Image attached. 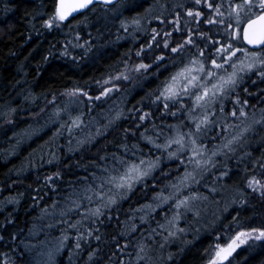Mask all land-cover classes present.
Returning <instances> with one entry per match:
<instances>
[{"label":"rangeland","instance_id":"374dc122","mask_svg":"<svg viewBox=\"0 0 264 264\" xmlns=\"http://www.w3.org/2000/svg\"><path fill=\"white\" fill-rule=\"evenodd\" d=\"M140 1L148 4L141 11L133 10L130 17L123 12L131 0H121L119 7L106 10L104 28L107 31L111 26L112 29L108 35L113 34L119 43L128 42L132 50L129 60L95 83L90 92L69 93L58 102L44 105L21 98L12 104L15 107L0 102V134L9 128L14 130L11 136L4 137L12 146L8 151L9 159L17 156L43 131L50 130L45 155L34 156L27 147L20 160L26 164L32 162V165L35 160L37 164L41 161L50 163L51 167L42 172V177L45 173L50 175L52 185L60 176L59 172H54L57 165L52 164L60 159V148L65 152L79 151L105 134L120 118L126 117L124 100L128 88L124 85L134 84L150 67H141L145 64V52L148 57L155 52L148 51L142 40L158 41L160 34L162 38L176 37L180 43L174 48L176 51H171V56L169 51L168 58L155 53V67L163 68L161 66L168 64L171 68L168 77L159 84L157 98L160 116L171 120L155 127V120H147V129L143 132L144 140L155 155L148 157L144 152L147 157L136 153L138 158L132 160L116 158L115 167L100 166L89 183L81 184L78 189L71 186L51 207L53 209L47 210L46 217L41 215L33 222H27L29 228L23 233L26 234L24 242L28 244L23 248V258L15 264H172L178 253H183L192 241L205 234L214 236L211 258L206 264L214 261L215 264H227L240 249L264 241L240 237L246 242L240 244L237 240L240 246L227 259L221 260L217 256V252L227 248L239 233H252L254 237L264 231L245 230L238 221L250 201H254V206L262 203L264 193V97L255 98L259 91L264 93L261 89L264 63L255 61L252 55L259 54L264 59V51L249 52L237 46L242 40L233 37L237 27L234 10L239 4L232 5L234 0ZM226 1L230 3L224 14ZM256 10L253 8V12ZM54 16L39 21L41 27L49 32L69 30L67 37L61 38L57 52L70 53L76 58L96 38L93 30L98 24L95 22L91 27L86 20L80 22L81 34L77 24L67 27L68 21L53 20ZM240 16H243L242 12ZM49 21H52L51 27H48ZM151 24L155 30L151 29ZM244 24H239L241 30ZM192 29L197 33L193 35ZM106 33L102 32V35ZM215 38L225 40V43L216 46L212 57L209 54L201 57L198 46L191 43L199 40L207 44ZM225 47H228L227 52L223 51ZM234 49L240 51L231 55ZM230 55L231 59H228ZM220 64L223 67H216ZM249 64L254 66L249 69ZM229 77L236 81L235 84L224 83ZM169 87L171 92H166ZM172 92L177 95L170 99ZM197 96H203V99L197 101ZM201 121L205 122L201 124ZM15 126L26 129H19L22 134L17 137ZM176 140L182 142L177 144ZM141 160L153 166L147 168V175L134 180L130 189L113 190L115 203L96 198L94 193L100 190L109 174L123 172L127 164ZM162 164H167L168 170L160 171ZM145 167L147 164L142 165V169ZM237 170L239 177L234 175ZM158 171L160 182L153 183L140 199L132 201L133 205L115 219L116 239L109 246L112 251L103 252L95 240V231L100 230L103 218L110 220L108 216L112 210L129 199L137 185L154 182ZM6 196L10 197L4 198ZM11 196L8 189L6 194H0V212L6 215L10 211L14 213L21 201L20 197ZM46 197L44 194L43 202ZM181 200L187 203L177 207ZM96 209L100 210L98 215L94 214ZM10 218L14 220V217Z\"/></svg>","mask_w":264,"mask_h":264},{"label":"trees","instance_id":"16d2710c","mask_svg":"<svg viewBox=\"0 0 264 264\" xmlns=\"http://www.w3.org/2000/svg\"><path fill=\"white\" fill-rule=\"evenodd\" d=\"M120 3L121 0L108 7L95 5L65 24L67 27L77 24L81 34L83 33L80 30V22L86 20L85 22L90 23L91 27L98 24L97 29L93 30V36L96 38H93L90 44L86 45L75 58L70 53L57 52L61 38L67 37L66 34L70 31H44L39 22L54 16L56 0H0V102H5L13 107L15 106L12 104L17 103V98L28 102L37 101L36 105L52 103L51 101L55 100L58 102L60 99L66 98L65 95L69 93L90 92L95 83L108 77L121 64L123 66V61L129 60L131 55L130 44L128 42L119 43L113 34L108 35L112 30L111 26H108L109 29L107 27V31L104 28L106 10H113L119 7ZM229 3V1L225 2L224 14ZM235 3L240 4L241 0H234L232 5ZM146 4L148 2L141 3L140 0H131L123 13L130 17L133 10L134 12L141 11ZM256 12L259 10L257 9ZM202 19L204 21V16ZM203 21L201 20V25L204 24ZM152 25L151 29L154 27ZM101 31L108 33L104 36ZM177 33L185 34V32ZM195 33L197 31L193 30V35ZM157 39L158 41L154 40L153 42L152 40H142L144 45L149 48L148 51L155 50L152 57H150L151 55L148 57L147 52L144 54V65L150 67L141 75L138 74V79L134 84L129 87L124 85L125 88H128L125 91L130 92H127L128 96L124 100L126 117L120 118L105 134L79 151L65 152L60 148V159L58 162L52 163L57 165L54 172H59L60 176L52 182V185L50 175L47 176L45 173V176L42 177V172L48 166L51 167L50 163L41 161L37 164L35 160L32 165V162L26 164L27 162L23 163L20 160L25 156L27 147L28 151L35 153L34 156L36 154L45 155V145L50 134L49 129L43 131L19 151L17 156L10 159L8 151L12 146L6 138L11 136L14 130L9 128L0 134V194H6L8 189L12 198L20 197L21 199L20 204L16 205L14 213L11 214V211L9 215L0 213V264H15L23 258L25 254L23 248L28 244V242H24L26 234L23 233L25 229L29 228L30 224L28 225L27 222H33L41 215L46 217L47 210H52L51 207L62 198L64 192L70 190L71 186L77 189L81 188V184L91 181L94 172H99L100 166H114L116 158H122L125 161L138 158L136 153L141 154V157L155 155L148 146V142L143 138V132L147 129L146 121L155 120V127L169 123L171 120L169 117L160 116V102L157 101L159 84L168 77L171 68L168 64L161 66L163 68L155 67L153 65L155 53L168 58L169 51L171 56V51L180 44L176 37L162 38L159 34ZM198 41L192 40L191 43L198 46L201 57H204V54L211 56L215 52L216 46L225 43V40L216 38L207 44ZM237 46L241 50L254 52L246 48L241 41ZM167 62L169 61L167 60ZM261 89H264V85L261 86ZM263 94L259 91L255 98H263ZM83 118H85V114ZM143 118L146 120H142ZM22 127L24 128V126L13 127L17 128V137L20 135L19 133L22 134V130L26 129H22ZM144 152H147V155ZM166 168L167 164H162L160 171L168 170ZM24 169L28 170L24 171ZM27 171L29 173L25 175ZM160 171L156 172L155 177L157 178L154 182H143L137 185L130 198L112 210L108 216L110 220L103 218L104 223L100 224V230L95 231V240L99 243L98 248H102L103 252L112 251L109 246L116 239L115 219L132 204V201L136 202L140 199L153 183L160 182ZM234 175L239 177V171L237 170V174ZM9 187L11 188L9 189ZM44 194L47 196L45 202L42 201ZM8 197L10 196L4 198ZM235 198L238 199V196ZM51 199H53L52 202ZM253 203L254 201L249 202L248 207L240 213V217L238 216V221L242 222V227L245 230L254 228L264 230V193L261 204L254 206ZM11 216L14 217L12 221L10 220ZM118 224L120 223L118 222ZM104 228L106 229L104 230ZM213 238V235L205 234L203 237L195 239L183 253L177 254V259L172 264H206L211 258ZM227 264H264V241L240 249Z\"/></svg>","mask_w":264,"mask_h":264},{"label":"snow or ice","instance_id":"6c2138e0","mask_svg":"<svg viewBox=\"0 0 264 264\" xmlns=\"http://www.w3.org/2000/svg\"><path fill=\"white\" fill-rule=\"evenodd\" d=\"M197 2H199V0H197ZM91 3L92 0H82V2L71 6L67 11H65L64 9L66 6L64 4V0H60V7L57 9L56 15L53 17V20L63 21L67 19L68 15H70L72 11L86 8ZM253 8L259 9V12H253ZM245 9H247V11H245ZM234 11L236 13L237 27L234 30L233 37L235 39H241L243 41H246L249 45L264 47V0H241V3L236 6V9ZM241 12H243L244 14L243 20L241 19L240 16ZM189 14L191 15V13ZM240 23L246 24V27L243 30L239 28ZM51 26H52V21H49L48 27ZM228 47H231V45H228ZM228 47H225L223 51L227 52ZM173 51H176V49H173ZM236 51H240V49H234L231 55H235ZM231 55L228 57V59H231ZM252 55L255 61L264 63V59H262L259 56V54H252ZM253 66H254L253 64L247 65L249 69ZM141 67H146V66L141 65ZM216 67H223V65L222 64L216 65ZM178 75L182 76L183 73H179ZM232 76H235V73H233ZM235 82L236 81L232 77H229V79L224 83L235 84ZM214 87L216 86L214 85ZM165 91L171 92V87H169ZM176 95L177 93L172 92L168 98L171 99ZM212 95L215 96L216 93L213 92ZM196 99L197 101H200L203 99V96H197ZM243 114L244 113L241 112V115ZM233 115H235V113H233ZM204 122L205 121H201L200 123L203 124ZM197 129L199 130V125H197ZM181 142H182L181 140L175 141V143L177 144H180ZM146 164L147 167L142 169V165H146ZM152 166L153 165L148 164L143 160H141L139 163L127 164L125 171L123 172L117 171L115 175L109 174L106 180L100 185V190L96 191L94 195L96 196L97 199L101 201L107 199L108 203H115L116 201L113 198L115 193L113 190H116L118 192L120 189H130L132 187V182L134 180H139L144 175H147V168ZM109 193H113V195H109ZM89 199H91V197H89ZM186 203H187L186 200H181L177 204V207H180L181 205H184ZM99 211H100L99 209H96L94 214L98 215ZM240 237L255 238L257 240L264 239V231L259 232L254 237L252 233H245V232L239 233V235L232 241L231 244L228 245L227 248H221L217 252V256L220 257L221 260L227 259V257L230 256L231 253L235 251L237 247L240 246V244L246 242L245 240H241ZM237 240L240 241V244L236 243ZM221 253H223V255H221ZM213 264H215V261L213 262Z\"/></svg>","mask_w":264,"mask_h":264},{"label":"water","instance_id":"95a60500","mask_svg":"<svg viewBox=\"0 0 264 264\" xmlns=\"http://www.w3.org/2000/svg\"><path fill=\"white\" fill-rule=\"evenodd\" d=\"M120 0H92V3L89 4L86 8L83 9H79L76 11H72L70 15H68L67 19L63 20V21H68L72 18L77 17L80 14H83L84 12H86L88 9H90L92 6L100 4V5H105V6H109V5H113V4H117ZM82 2V0H64V4H65V11H67L71 6L78 4ZM60 7V0H56V12L57 9ZM246 27V24H244L242 30ZM243 44L245 47H247L249 50L252 51H257L262 49V46H253V45H249L246 41H243Z\"/></svg>","mask_w":264,"mask_h":264},{"label":"flooded vegetation","instance_id":"af4514ba","mask_svg":"<svg viewBox=\"0 0 264 264\" xmlns=\"http://www.w3.org/2000/svg\"><path fill=\"white\" fill-rule=\"evenodd\" d=\"M202 18H203V16H202ZM203 20V19H202ZM200 33V32H199ZM263 52L264 51V47L262 48V49H260V50H257V51H254V52ZM1 213V212H0Z\"/></svg>","mask_w":264,"mask_h":264}]
</instances>
